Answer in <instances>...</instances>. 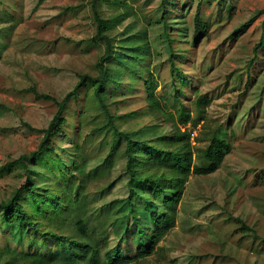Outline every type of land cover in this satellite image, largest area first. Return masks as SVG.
Segmentation results:
<instances>
[{"label": "trees", "instance_id": "trees-1", "mask_svg": "<svg viewBox=\"0 0 264 264\" xmlns=\"http://www.w3.org/2000/svg\"><path fill=\"white\" fill-rule=\"evenodd\" d=\"M101 1L88 0L95 26L88 41L104 46L95 64L96 74H79L76 84L61 100L39 93L34 87L28 89L37 100L53 103L56 111L45 128L27 126L42 134L35 150L0 166V174L18 171L21 177L9 197L0 200V264H142L157 253L159 243L175 227L178 203L190 176L216 172L232 150L229 137L234 136V129L248 124L254 108L259 107V112L264 107V84L259 83V92L254 93L255 101L245 115H236L235 105L224 119L209 111L211 99L201 92L194 72L185 69L183 63L191 55V48L208 35L209 24L201 18L200 2L192 16L190 35L179 13L187 10L190 0H160L159 16L149 22L150 28L158 30L155 37L163 46L155 55L161 57L169 73L168 82L158 93L156 76L150 70L152 50H141L136 43L127 46L129 40L124 35L130 28L125 27L117 35L120 21L103 16ZM216 1L219 10L224 9L229 18L233 6H227L228 0ZM84 5L68 7L65 12H75ZM255 17L233 30L227 39L238 38ZM261 28L253 55L245 65L250 79L240 97L248 91L252 82L250 71L264 47V23ZM126 72L131 79L129 87L136 79L143 82L145 115L150 118L135 130L121 128L118 121L125 116L112 113L109 107L108 88L119 87ZM235 73L234 81L240 82L242 72ZM185 88L191 89L189 106L183 100L187 97ZM81 95L89 100L79 101L84 109L77 107L76 125L69 121L68 108ZM168 95L178 107L176 116L164 102L163 97ZM93 110L96 116L91 119L89 133H110L104 162L110 170L120 163V170L113 182L92 194L85 186L88 164L80 153L82 130L78 124ZM68 125L74 129V137L66 134L64 128ZM232 180L240 183L242 179L235 176ZM118 182L123 194L105 199L104 194L112 193ZM233 220L253 243L264 245V238L252 228L239 218Z\"/></svg>", "mask_w": 264, "mask_h": 264}, {"label": "rangeland", "instance_id": "rangeland-1", "mask_svg": "<svg viewBox=\"0 0 264 264\" xmlns=\"http://www.w3.org/2000/svg\"><path fill=\"white\" fill-rule=\"evenodd\" d=\"M199 2L201 18L209 24V31L191 48V55L183 62L184 68L194 72L201 92L211 99L208 109L212 114L224 119L235 105L236 115L243 116L255 101L259 83L264 84L262 47L250 71L252 85H247L248 91L242 97L239 95L250 79L245 65L262 32L264 13L259 11L264 10V0H228L227 6H233L229 18L224 9L216 6V0H190L186 11H179L188 35ZM88 3V0H0V166L35 150L42 134L27 126L45 128L56 111L53 103L37 100L29 88L61 100L76 84L79 74H96L95 64L104 46L88 41L95 33ZM159 3L160 0H102L99 3L106 19H119L117 35L125 27L130 28L124 35L129 40L127 46L136 43L141 50H152L150 70L156 76L158 93L169 80L167 65L155 55L156 50L163 49L155 37L158 30L150 28L149 23L159 16ZM81 4L85 5L80 10L65 12L66 8ZM253 16L255 19L238 38L227 39ZM235 72H242L240 82L234 81ZM130 80L126 72L119 87L108 88L110 110L125 116L123 121H118L125 130H135L150 120L145 115L143 82L136 79L129 87ZM185 90L187 97L183 100L189 106L191 89ZM163 99L176 116L178 107L173 98L168 95ZM88 100L86 95H81L80 100L71 101L69 121L77 125V114L74 115L77 107L84 109L79 101ZM258 108L252 110L248 124L242 123L234 129V136L229 137L232 150L221 167L207 176H190L178 203L175 227L159 243L157 253L142 264H264V245L253 243L233 220L239 218L264 238V107L259 112ZM72 113L74 116L70 117ZM131 113L136 115L130 116ZM95 116L93 110L78 124L82 130L80 153L88 164L84 172L85 186L92 194L113 182L120 170V163L110 170L104 162L110 133L93 136L89 133ZM98 117L102 118L99 114ZM64 129L74 137L70 125ZM17 172L0 174V200L9 197L19 185L21 177ZM235 176L242 179L240 183L233 182ZM120 187L118 182L112 193L104 194L105 199L123 194Z\"/></svg>", "mask_w": 264, "mask_h": 264}]
</instances>
